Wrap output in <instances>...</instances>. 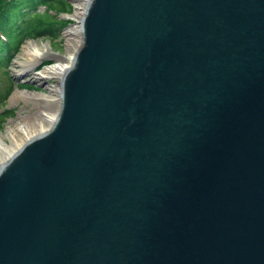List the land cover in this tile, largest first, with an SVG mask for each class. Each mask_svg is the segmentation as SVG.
Instances as JSON below:
<instances>
[{"label": "water", "instance_id": "1", "mask_svg": "<svg viewBox=\"0 0 264 264\" xmlns=\"http://www.w3.org/2000/svg\"><path fill=\"white\" fill-rule=\"evenodd\" d=\"M80 31L0 169V264H264V0H89Z\"/></svg>", "mask_w": 264, "mask_h": 264}, {"label": "rangeland", "instance_id": "2", "mask_svg": "<svg viewBox=\"0 0 264 264\" xmlns=\"http://www.w3.org/2000/svg\"><path fill=\"white\" fill-rule=\"evenodd\" d=\"M68 2V5L72 7L67 8V10L60 13L62 9L67 7V4L62 3L61 1H56L53 4H47L46 9L49 16L57 15L58 19L64 21V26L60 31L59 38L55 39L52 37H45L46 40L35 39L36 42H46L49 45L50 50L59 56L66 55L69 51L73 50L77 45V35L67 36L65 32L68 28L77 26L80 29V24L75 18L77 16V11L80 6L73 0H65ZM44 9L40 8L39 13L33 14L32 17H37L38 19L45 20L48 17L47 13L43 12ZM83 13V11H80ZM49 18V20H51ZM71 38V40H68ZM27 40L25 39L23 44ZM22 44V45H23ZM21 49L15 56L11 66L9 67V73L11 77L16 81L13 92L10 94L7 100L4 103H0V113L3 110H14V115L7 118L5 122L0 127V138L3 139L6 143H12L11 136L9 135L10 130L15 129L19 124L30 123L33 119L39 118L40 113L43 110L52 111L54 110L57 104V94L52 92L49 88L50 85H57V79L55 77L49 78L47 80H39V72L50 64L51 60H44L35 68L29 72H21L23 65L17 63L16 61H21ZM8 85V76L4 71L0 70V100L2 99V92L6 89ZM54 99V100H53Z\"/></svg>", "mask_w": 264, "mask_h": 264}, {"label": "bare ground", "instance_id": "3", "mask_svg": "<svg viewBox=\"0 0 264 264\" xmlns=\"http://www.w3.org/2000/svg\"><path fill=\"white\" fill-rule=\"evenodd\" d=\"M78 2L80 6L75 18L78 20V24L81 25L84 17V11L89 0H73ZM80 11H83L81 13ZM67 36L77 35V45L73 50L69 51L66 55L59 56L54 54L48 43L36 42L35 40H27L21 46V63L23 68L21 72H29L44 60H51L50 64L44 67L38 74V78L41 80H47L55 77L57 79V85H50L49 88L52 92L57 94V104L52 111L43 110L39 118L33 119L30 123L19 124L15 129L10 130V136L12 143L8 144L0 138V169L1 167L11 159L18 151H20L28 142L32 139L48 132L54 124L56 118L59 115L61 109V82L64 73L73 65L77 50L81 46L82 33L79 27L74 26L67 29L65 32ZM71 40V38H68ZM54 100V99H53Z\"/></svg>", "mask_w": 264, "mask_h": 264}, {"label": "trees", "instance_id": "4", "mask_svg": "<svg viewBox=\"0 0 264 264\" xmlns=\"http://www.w3.org/2000/svg\"><path fill=\"white\" fill-rule=\"evenodd\" d=\"M61 1L67 4L60 13L72 7L65 0H0V70L8 76V85L2 92L0 103H4L13 92L15 84L9 73L15 56L20 51L25 39L46 40L45 37L59 38L60 31L64 26V21L57 18L59 13L49 16L46 9L47 4ZM44 8V13L48 14L45 20L32 17L39 13V9ZM14 115V110H3L0 113V127L5 120Z\"/></svg>", "mask_w": 264, "mask_h": 264}]
</instances>
